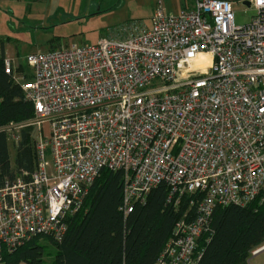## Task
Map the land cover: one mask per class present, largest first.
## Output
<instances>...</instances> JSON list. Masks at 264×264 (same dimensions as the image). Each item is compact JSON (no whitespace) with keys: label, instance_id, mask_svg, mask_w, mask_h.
I'll return each instance as SVG.
<instances>
[{"label":"built area","instance_id":"obj_1","mask_svg":"<svg viewBox=\"0 0 264 264\" xmlns=\"http://www.w3.org/2000/svg\"><path fill=\"white\" fill-rule=\"evenodd\" d=\"M244 3L256 14L241 27L228 0H193L30 54L28 80L4 57L38 140L35 170L0 188V252L61 241L103 170L123 175L125 215L159 185L175 205L189 196L157 264H197L216 208L264 203V0Z\"/></svg>","mask_w":264,"mask_h":264},{"label":"trees","instance_id":"obj_2","mask_svg":"<svg viewBox=\"0 0 264 264\" xmlns=\"http://www.w3.org/2000/svg\"><path fill=\"white\" fill-rule=\"evenodd\" d=\"M4 47L0 43V188L36 167L31 129L15 131L34 118L33 105L19 85L4 73ZM20 71V67L17 68ZM31 75L25 77L30 79ZM16 136L13 164L9 136ZM169 189L159 185L143 204L130 213L120 210L123 199L121 172L103 170L89 186L82 208L66 220L61 241L44 237L49 245L33 238L15 250L2 248L0 264H157L175 224L188 210L189 196L168 202ZM264 246V203L216 208L208 241L202 243L197 264H248L252 253ZM52 249V250H50Z\"/></svg>","mask_w":264,"mask_h":264},{"label":"rangeland","instance_id":"obj_3","mask_svg":"<svg viewBox=\"0 0 264 264\" xmlns=\"http://www.w3.org/2000/svg\"><path fill=\"white\" fill-rule=\"evenodd\" d=\"M228 1L232 5L235 26L247 25L255 16V10L245 5L246 0ZM192 5L193 0H0V43L5 44L6 58L16 68L20 67L17 73L25 78L30 75L26 64L30 54L72 45H94L108 38L110 30L124 23L137 21L149 27L157 9L175 15ZM21 126L16 125L13 132L30 128L36 146L37 124L29 122ZM41 131L47 138L49 130L46 123L41 124ZM16 141L12 137L8 140L12 164ZM39 242L51 246L44 237ZM49 262L50 259L45 260V264ZM248 263L251 264V258Z\"/></svg>","mask_w":264,"mask_h":264},{"label":"crops","instance_id":"obj_4","mask_svg":"<svg viewBox=\"0 0 264 264\" xmlns=\"http://www.w3.org/2000/svg\"><path fill=\"white\" fill-rule=\"evenodd\" d=\"M3 47H4V57H7V49L4 43H3ZM250 258H251V264H264V250L255 255L252 254Z\"/></svg>","mask_w":264,"mask_h":264},{"label":"water","instance_id":"obj_5","mask_svg":"<svg viewBox=\"0 0 264 264\" xmlns=\"http://www.w3.org/2000/svg\"><path fill=\"white\" fill-rule=\"evenodd\" d=\"M245 5L249 6V4H248V3H245ZM261 251H263V250H260V251H258L257 253H259V252H261ZM257 253H256V254H257ZM254 255H255V254H254Z\"/></svg>","mask_w":264,"mask_h":264}]
</instances>
